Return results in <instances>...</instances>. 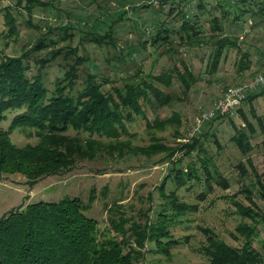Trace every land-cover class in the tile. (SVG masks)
<instances>
[{"label": "rangeland", "instance_id": "obj_1", "mask_svg": "<svg viewBox=\"0 0 264 264\" xmlns=\"http://www.w3.org/2000/svg\"><path fill=\"white\" fill-rule=\"evenodd\" d=\"M39 1L0 0V61L6 57L25 56L24 63L30 67V77L38 71L35 61L49 52L77 47L81 55L89 57L88 62L79 68L80 83L87 72L110 78L114 81L112 85L122 86L123 81L132 78L138 81L145 76L172 71L173 84L170 88L157 84L165 95L172 97V102L160 106L151 94V103L142 101V104L152 125L156 118L162 122L172 117L178 120L165 128L149 129L142 119L137 118L128 125V134L116 139L103 138L97 143L99 148L94 146L90 150L89 136L85 132L70 129L57 134L55 139L65 146H69L67 141L75 139L82 151H88L95 157H77L70 169L39 178L35 183L28 182L20 173H0V219L25 210L29 204L41 201L50 204L65 198H78L89 207L86 216L98 221L99 231L121 242L122 235L111 228V220H126L121 223L127 231L133 225L145 224L147 219L154 223L155 212L165 203L160 186L170 172L175 167L186 169L191 164L199 168L202 160H210L211 168L226 180V189L217 183H212L210 188L201 172V183L187 185L180 190H177L173 179H169L166 194L177 190L180 202L197 205L199 210L186 215L183 223L172 228L174 238L181 239L184 245L173 248L171 255L166 256L154 252V244H147L142 251L144 258L135 264H210V259L202 250L207 246L205 229L232 249H242L248 240L240 232V226L254 225L252 220L239 214V207L264 214V198L257 183V178L263 179L264 175V129L259 119L253 118L255 111L264 122V96L253 102L250 98L246 99L264 89L247 95L240 104L227 109L226 114L217 112L215 119L206 123L200 119L204 114L217 111L218 106L225 103L227 93L239 88L246 79L264 73V16L248 19L249 16L245 15L236 23L233 14L239 13L242 1L231 6L228 0H204L203 4L207 5L204 13L198 7L199 0H168L160 8L151 6V0ZM251 2L259 6L258 10L260 6L264 8V0ZM27 4L29 7L35 4L32 13L26 9ZM182 8L186 18L200 19L205 32L204 44L188 47L181 44L179 35L172 33L169 42L162 46L151 45L160 24L174 32L180 29L183 16L179 15V11ZM226 11L231 15L223 19V34L237 40L241 51L230 50L213 74L207 69L209 57L214 52L211 44L206 43L210 37L207 22L214 16L221 18ZM63 25L74 29L72 39L65 42L61 41L62 33L57 29ZM111 29L115 34L116 48L98 47L83 41L88 34L103 35ZM43 35L53 38L58 44L36 52L34 48ZM247 52L251 54L252 65L241 73L238 71V60L240 54ZM63 60V56L58 58L43 71L47 83L53 84L63 76L65 65L71 63L70 60ZM183 62L193 76L186 79L189 87L181 83L183 81L179 76L184 72ZM112 85H107L104 90L110 92ZM15 114L7 115L8 119L1 129L9 127ZM242 114L256 129V134L251 137L252 149L247 152L231 140L236 129L245 127ZM49 137L50 134L32 127H18L10 135V141L22 149L39 145ZM195 141L199 143L194 144ZM190 146L193 149L188 154ZM159 147L175 152L167 157V153ZM201 194H206L205 200L198 198ZM91 197L94 199L92 202ZM128 237L130 244L136 247L134 235L131 236L130 232ZM251 243L263 257L258 264H264V226L261 229L258 227ZM151 249L153 251L148 252ZM127 252L129 248L124 247L123 253Z\"/></svg>", "mask_w": 264, "mask_h": 264}, {"label": "trees", "instance_id": "obj_2", "mask_svg": "<svg viewBox=\"0 0 264 264\" xmlns=\"http://www.w3.org/2000/svg\"><path fill=\"white\" fill-rule=\"evenodd\" d=\"M36 1L35 3L40 2ZM239 1H242L243 6L238 14H233L236 23L245 15L249 16L248 19L257 15L264 16V8L260 6L261 9L258 10L259 6L252 3V0H228V3L235 6ZM204 2L199 0L198 3L202 13L207 11ZM33 6L35 7V4ZM33 6L29 7L27 4L26 9L32 13ZM183 11V8L179 11V15L183 16L180 29L174 32L167 29L164 24H160L151 45L162 46L171 40L172 33L179 35L181 44L184 43L188 47H200L204 44L205 32L202 30L200 19L190 20L186 15L184 16ZM229 15L231 14L226 11L221 18L214 16L207 22L210 26V37L209 42L206 43L214 48L207 69L213 74L230 50L241 51L237 40L223 34V19L229 18ZM57 29L62 33L61 41L72 39L74 34L72 27L63 25ZM83 41L98 47L113 48H116L117 43L112 29L103 35L88 34ZM55 44L57 45L58 42L43 35L34 50L42 52L44 48ZM240 55L238 71L243 73L250 69L252 60L248 52ZM62 56L65 59L63 61L70 60L71 63L65 65V72L61 78L55 80L53 84L47 83L43 71ZM24 58L25 56L6 57L0 61V173H20L28 179V182L35 183L39 178L70 169L77 157L94 158L95 156H91L88 151H82V147L76 144L75 139L66 142L69 146L55 139L57 134L65 133L70 129L88 134L87 142L90 150L94 146L98 147L97 143L103 138L116 139L128 134V125L137 118L142 119L149 129L165 128L178 120L172 117L162 122L156 118L152 125L142 104V101L151 103L149 97L151 94L160 106L172 102V97L169 94L165 95L157 86L158 84L170 88L173 84L172 71L157 76H145L138 81L132 78L123 81L122 86L112 85L114 81L110 78L87 72L85 79L80 83L79 68L88 62L89 57L81 55L77 47H65L49 52L45 57L35 61L38 71L30 77L28 76L30 67L24 63ZM119 58L123 59L121 56ZM183 67L184 72L179 75L183 81L181 83L189 87L186 79L193 76L188 66L184 64ZM139 75L140 72L136 77ZM107 85H112L110 92L104 90ZM263 96L264 90L246 99L250 98L253 102L254 99ZM9 113L17 114L9 127L3 130L1 126L8 119ZM242 117L245 127L241 130L236 129L231 140L239 149L247 152L252 149L251 137L256 134V129L246 115ZM253 118L259 119L260 126L264 129V122L255 111ZM18 127H32L39 132L50 134V137L39 145L19 149L10 141V135ZM197 142L195 141L194 144ZM159 148L167 153V157H171L175 152L169 148ZM188 149L189 154L193 147L190 146ZM210 162V160H202L199 168L191 164L186 169L175 167L170 172L160 186L165 203L155 212L154 223L147 219L145 224L133 225L132 229L127 231L122 225L126 220H121L122 223L111 220V228L116 234L122 235L121 242L99 231L98 221L86 216L89 207L78 198H65L63 201L50 204L43 201L29 204L25 210H18L0 219V264H135L142 257L144 258L142 251L147 244L155 245L154 252L169 256L170 250L184 245L181 239L174 238L172 228L183 223L182 219L186 215L194 214L199 210L197 205L180 202L177 198V190L186 188L187 185L201 183L200 172L206 177V183L210 188L212 183L223 185L225 189L227 187L226 180L211 168ZM169 179H173L176 183L177 190L167 195L165 190ZM257 180L264 198V175L263 179L259 177ZM205 196L206 194H201L198 198L205 200ZM90 200V202L94 201L93 197ZM239 208V214L252 220L254 225L240 226V232L246 235L248 240L247 244L242 249H232L231 246L218 240L209 229H205L207 246L202 250L210 259V264H258L263 259L262 255L253 248L251 238L256 231L258 232V227L261 229L264 226V214L261 215L258 211L249 208L243 209L241 206ZM130 232L131 236L135 237L136 247L129 242ZM124 247L129 248L126 254L123 253ZM151 251L153 249L148 252Z\"/></svg>", "mask_w": 264, "mask_h": 264}, {"label": "built area", "instance_id": "obj_3", "mask_svg": "<svg viewBox=\"0 0 264 264\" xmlns=\"http://www.w3.org/2000/svg\"><path fill=\"white\" fill-rule=\"evenodd\" d=\"M166 1L168 0H151L149 4L155 8H160L165 4ZM260 89H264V73L256 74L252 76V78L250 77L246 79L245 83L239 88L233 89L228 92L225 98V103L218 106L217 111L215 110L212 113L204 114L201 117L200 121L202 123H206L208 121H211L212 119H215V117L217 116V112H221L220 114H226V111L231 109L233 105L240 104V102L243 101L247 95Z\"/></svg>", "mask_w": 264, "mask_h": 264}, {"label": "bare ground", "instance_id": "obj_4", "mask_svg": "<svg viewBox=\"0 0 264 264\" xmlns=\"http://www.w3.org/2000/svg\"><path fill=\"white\" fill-rule=\"evenodd\" d=\"M172 1H175V0H172Z\"/></svg>", "mask_w": 264, "mask_h": 264}]
</instances>
